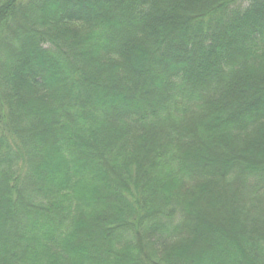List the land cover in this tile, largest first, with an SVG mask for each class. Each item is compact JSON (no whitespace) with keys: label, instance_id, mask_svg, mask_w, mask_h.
<instances>
[{"label":"trees","instance_id":"1","mask_svg":"<svg viewBox=\"0 0 264 264\" xmlns=\"http://www.w3.org/2000/svg\"><path fill=\"white\" fill-rule=\"evenodd\" d=\"M0 264H264V0H0Z\"/></svg>","mask_w":264,"mask_h":264}]
</instances>
